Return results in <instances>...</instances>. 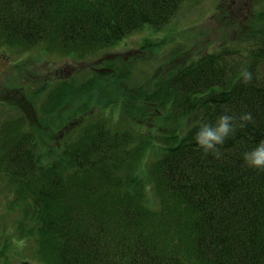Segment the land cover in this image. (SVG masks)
Returning <instances> with one entry per match:
<instances>
[{"label":"trees","instance_id":"1","mask_svg":"<svg viewBox=\"0 0 264 264\" xmlns=\"http://www.w3.org/2000/svg\"><path fill=\"white\" fill-rule=\"evenodd\" d=\"M184 1L0 0V33L28 45L95 52L146 26L164 29ZM261 33L262 44L247 47V58H254L245 66L253 74L250 83L239 75L244 54L230 45L203 53L156 83L152 99L170 108L162 114L164 130L175 116H196L181 135L174 132L176 123L163 132L149 193L144 181L121 174L135 167L148 135L109 131L103 121L85 125L48 165L47 179L37 183L35 138L25 147L14 145V179H22L23 170V185L35 182L28 201L36 225L30 222L27 232L36 228L45 263L264 264V172L242 159L264 139ZM149 111L161 116L158 109ZM225 112L250 113L252 120L218 146V157L205 154L193 137L201 121L214 124Z\"/></svg>","mask_w":264,"mask_h":264},{"label":"rangeland","instance_id":"2","mask_svg":"<svg viewBox=\"0 0 264 264\" xmlns=\"http://www.w3.org/2000/svg\"><path fill=\"white\" fill-rule=\"evenodd\" d=\"M261 29L264 0H185L164 29L146 26L95 52L68 53L59 44L28 45L0 33V264H47L37 251L36 228L27 232L30 222L36 225L28 201L35 182L25 186L28 172L21 170L22 179H14L10 171L9 154L14 145L28 144L30 130L40 162L32 171L36 183L47 179L48 165L62 157L63 146L76 141L85 125L103 121L109 131L148 135L151 141L135 158V167L121 174L144 181L149 193L150 171L164 149L163 132L178 124L174 132L181 135L196 116L188 121L175 116L165 131L162 114L170 108L152 99L156 83L203 53L228 45L244 54L238 65L245 69L254 61L247 58V47L263 42Z\"/></svg>","mask_w":264,"mask_h":264},{"label":"clouds","instance_id":"3","mask_svg":"<svg viewBox=\"0 0 264 264\" xmlns=\"http://www.w3.org/2000/svg\"><path fill=\"white\" fill-rule=\"evenodd\" d=\"M239 75L245 84L250 83L253 79L252 72L247 69L241 70ZM251 120L250 113L236 117L225 112L217 117L214 124L201 121L193 140L205 154L211 153L218 157L220 154L218 146L223 145L226 138L230 134H234L237 128L244 127V122H250ZM242 159L249 168L264 172V139L260 140L249 151L244 152Z\"/></svg>","mask_w":264,"mask_h":264},{"label":"flooded vegetation","instance_id":"4","mask_svg":"<svg viewBox=\"0 0 264 264\" xmlns=\"http://www.w3.org/2000/svg\"><path fill=\"white\" fill-rule=\"evenodd\" d=\"M0 56H1V52H0ZM16 63H17V62H16ZM14 64H15V63H14ZM15 66H16V65H14V67H15ZM17 88H18V87H17ZM23 95H24V97H25L26 99H30V98H27V97H26V94H25V93H23ZM30 100H31V99H30ZM3 102H5V101H3ZM1 104H2V102L0 103V105H1ZM15 108L17 109V106H16V105H15ZM18 110H20L19 107H18ZM31 131H32V130H30V137H32V136H31V135H32V134H31Z\"/></svg>","mask_w":264,"mask_h":264}]
</instances>
